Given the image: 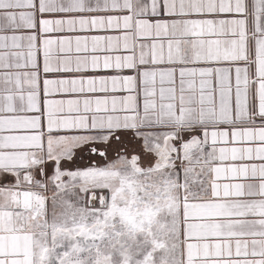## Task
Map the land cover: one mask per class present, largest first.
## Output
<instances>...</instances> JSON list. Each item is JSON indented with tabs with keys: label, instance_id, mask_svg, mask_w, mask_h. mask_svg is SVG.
Masks as SVG:
<instances>
[{
	"label": "snow or ice",
	"instance_id": "obj_1",
	"mask_svg": "<svg viewBox=\"0 0 264 264\" xmlns=\"http://www.w3.org/2000/svg\"><path fill=\"white\" fill-rule=\"evenodd\" d=\"M0 264H264V0H0Z\"/></svg>",
	"mask_w": 264,
	"mask_h": 264
}]
</instances>
